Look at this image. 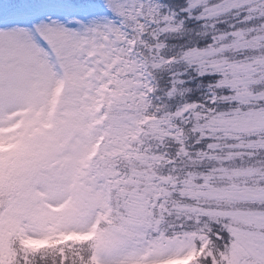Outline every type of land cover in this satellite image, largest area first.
Segmentation results:
<instances>
[{"label": "snow or ice", "instance_id": "6c2138e0", "mask_svg": "<svg viewBox=\"0 0 264 264\" xmlns=\"http://www.w3.org/2000/svg\"><path fill=\"white\" fill-rule=\"evenodd\" d=\"M0 264H264V0H0Z\"/></svg>", "mask_w": 264, "mask_h": 264}]
</instances>
